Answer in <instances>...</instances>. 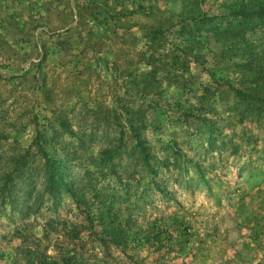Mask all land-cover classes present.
<instances>
[{
    "label": "rangeland",
    "instance_id": "rangeland-1",
    "mask_svg": "<svg viewBox=\"0 0 264 264\" xmlns=\"http://www.w3.org/2000/svg\"><path fill=\"white\" fill-rule=\"evenodd\" d=\"M258 1L0 0V264H264Z\"/></svg>",
    "mask_w": 264,
    "mask_h": 264
},
{
    "label": "trees",
    "instance_id": "trees-1",
    "mask_svg": "<svg viewBox=\"0 0 264 264\" xmlns=\"http://www.w3.org/2000/svg\"><path fill=\"white\" fill-rule=\"evenodd\" d=\"M251 5V4H250ZM244 7L241 8L240 11H236L233 13V16L236 18V20L240 21V24L245 23L248 19H252L255 23L260 22L259 26H264V0H260L257 2L256 6L251 7V9H247V6L243 5ZM255 7V8H254ZM250 20V21H252ZM252 22L249 24L251 26ZM218 29H221V27H218ZM225 29V28H223ZM238 30V29H237ZM226 31V29L224 30ZM236 93L239 95L245 96L242 91L236 90ZM252 98V97H249ZM255 100H258L260 102L264 103V99H259L256 97H253ZM214 129L211 131V138H214ZM43 156L45 158L46 164H47V173L49 174L48 182H49V189L51 191H57L59 189L65 188L67 190L69 189V182L66 181V177L64 176V170L62 169V164H58L51 160L47 153L43 152ZM145 160L148 161V157H145ZM148 163V162H147ZM73 196H75L74 192H72ZM111 227V226H109ZM106 232L108 234L113 235L115 233V230L111 227V229L106 228ZM66 262H70L72 258L65 259ZM50 264H60L57 261L51 262Z\"/></svg>",
    "mask_w": 264,
    "mask_h": 264
}]
</instances>
